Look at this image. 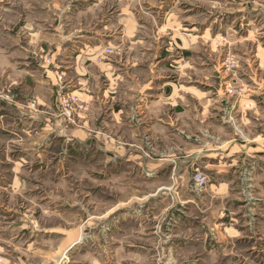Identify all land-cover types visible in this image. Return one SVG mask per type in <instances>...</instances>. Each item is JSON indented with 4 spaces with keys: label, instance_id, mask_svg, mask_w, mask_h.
<instances>
[{
    "label": "rangeland",
    "instance_id": "obj_1",
    "mask_svg": "<svg viewBox=\"0 0 264 264\" xmlns=\"http://www.w3.org/2000/svg\"><path fill=\"white\" fill-rule=\"evenodd\" d=\"M70 1L0 0V95L18 96L24 114H60L66 122L54 117L58 133L64 125L84 127L82 102L57 75L56 106H44L47 91L31 88L26 72L52 65L45 9ZM115 1L136 15L143 35L163 40L168 81L193 82L206 93L212 90L209 77L217 88L209 96L217 102L208 109L206 98L198 107L194 99L187 102L193 113L175 124L183 139L167 132L163 139L101 140L132 143L133 150L149 151L152 163L164 154L186 158L201 147L228 146L227 169L217 175L200 162L163 171L150 183L136 170L127 181L110 174L95 151H80L74 142L67 149L66 139L51 134L35 115L16 135L8 128L11 134L0 136V264H264V0L104 3ZM191 46L192 56L176 64L185 58L180 47ZM213 109L226 118L219 126L208 122ZM167 114L179 116L170 108ZM200 173L207 178L203 188L195 182ZM162 184L169 190L158 195Z\"/></svg>",
    "mask_w": 264,
    "mask_h": 264
},
{
    "label": "crops",
    "instance_id": "obj_2",
    "mask_svg": "<svg viewBox=\"0 0 264 264\" xmlns=\"http://www.w3.org/2000/svg\"><path fill=\"white\" fill-rule=\"evenodd\" d=\"M104 1L71 0L68 4H58L57 7L55 3L49 4L45 9L48 15L45 26L49 35L47 43L52 65H41L40 72L35 70L26 72V81L31 88L34 87L35 91L41 93L47 91L49 98H45L44 106L53 109L58 99L55 94L58 86L57 75L62 76L64 90L77 94L82 102L84 109L79 112V121L84 127L71 130L69 126L65 129L64 125L63 131L58 133L56 129L59 125L54 117L60 119V114L54 112L53 115L47 113L38 116L33 111L24 114L18 96L11 100L9 96L3 94L0 95V136L5 133L11 134L8 128L16 135L24 120L34 122L38 119L45 123L46 129L50 130L51 134L55 133L54 136L66 139L64 141L67 142V149L72 150L70 144L74 142L78 144L80 151H95L101 155L99 163H106L104 167L114 172L110 174L124 176L127 181L134 179L136 170L138 176H142L143 183L145 180L150 183L163 171L173 169L177 171L180 167L192 169L196 165L199 167L200 162L208 163L217 175L224 174L227 169L224 165L232 156L228 146L212 149L201 147L202 149L191 152L186 158L178 157L177 154L170 156L164 154L155 158L156 162L152 163L146 155L149 151L133 150L135 146L132 143L123 141L108 143L101 140L122 137L150 139L155 136L163 139L167 137V132H172L176 137L183 139L184 132L175 129V124L184 121L182 117L184 113H193L190 108L192 104L187 102L194 99L198 107L200 104L202 106L201 101L206 98L207 109L209 106L215 107L217 102L209 96V94L214 96L217 89L209 77L206 79V85L212 90H207L206 93H201L200 86L193 82L178 85L168 81L166 70L169 51L165 45H162L161 37L158 34L143 35L134 13L120 9L116 1L106 7ZM180 48L183 49L185 58H180L176 64L185 62L186 57L188 59L194 53L192 46ZM107 49L114 53L107 54ZM212 72H214L213 63ZM210 78L213 79L214 76ZM190 79L194 80V78ZM180 92L185 96L168 97V93L172 96ZM189 94L191 99L187 96ZM197 94L207 97L192 98ZM167 108L177 112L179 116L173 118L172 114H167ZM226 111L227 109H224V113ZM92 112L93 117H91ZM222 114L216 113L213 109L208 122L219 126L222 120L223 123L226 120ZM35 115L37 119H34ZM61 121L64 122L63 124L66 122L64 118H61ZM92 122L94 123L90 125ZM106 129L108 132L105 131ZM91 137L96 139L93 141ZM165 185L169 184H162L157 192L158 195L165 194V191L169 190ZM150 199L144 202L142 207H146ZM134 207L135 204L127 206V209L132 210Z\"/></svg>",
    "mask_w": 264,
    "mask_h": 264
},
{
    "label": "built area",
    "instance_id": "obj_3",
    "mask_svg": "<svg viewBox=\"0 0 264 264\" xmlns=\"http://www.w3.org/2000/svg\"><path fill=\"white\" fill-rule=\"evenodd\" d=\"M198 187L203 188L207 184V178L203 174H198L195 178Z\"/></svg>",
    "mask_w": 264,
    "mask_h": 264
}]
</instances>
